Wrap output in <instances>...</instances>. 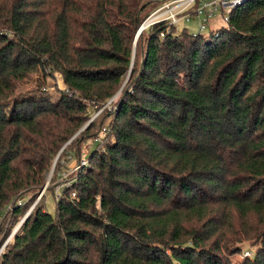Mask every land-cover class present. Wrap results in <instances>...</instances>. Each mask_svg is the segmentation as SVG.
<instances>
[{"label": "trees", "instance_id": "1", "mask_svg": "<svg viewBox=\"0 0 264 264\" xmlns=\"http://www.w3.org/2000/svg\"><path fill=\"white\" fill-rule=\"evenodd\" d=\"M165 1L0 2V264H227L241 235L264 264V0L209 34L137 37ZM37 72L71 93L25 92ZM80 135L97 147L51 213Z\"/></svg>", "mask_w": 264, "mask_h": 264}, {"label": "rangeland", "instance_id": "2", "mask_svg": "<svg viewBox=\"0 0 264 264\" xmlns=\"http://www.w3.org/2000/svg\"><path fill=\"white\" fill-rule=\"evenodd\" d=\"M3 1H8V0H0V2H3ZM221 17H222L221 13H219V14L217 13V16L212 21L211 27L212 26L213 27H215V26L221 27L222 25H224L225 23L223 22ZM217 27H215V28H217ZM184 28H187V30L189 32H191V33L198 34L200 32L198 19H194V20H191L189 22H180L179 25H178V29L180 31H182ZM210 32H211V28H207L203 33L209 34ZM39 78H41L42 81L46 82V86L48 88H51L52 92L54 94H57V92H58L57 88L60 91L61 90L64 91V89L67 88V86L63 83L62 75L60 73L56 72L54 74V76L51 77V76H46V75L44 76L41 72H37V73L33 74L32 77L29 80L25 81V83L22 85V89L25 92L34 90L36 88L37 84H38V79ZM127 79H126V81H127ZM119 92L116 94V96L119 94ZM115 97H113L108 102L109 105H110L111 101ZM110 109H112V108H110ZM94 114H93V116H92V118H91V120L89 122H91L96 117L97 113L95 115ZM105 114L107 115V112ZM111 121H112L111 117L107 118L106 121L104 122L105 123L104 125L106 127H108V125L111 123ZM97 126H96V128L94 130L91 131V134H93L94 132H98L99 131ZM79 132L76 135H78ZM81 136L83 138L84 135H80L78 140H76L75 144L73 145V148L70 149L71 153L67 154V158H65L63 160V163H62V166H61V171L59 172L60 174L57 173V177L54 178L53 181L50 182L51 179L47 181V184L50 187V189L46 190L45 197L43 198L42 201L46 202V208L51 213L55 214V211H56V200L58 198V195L62 193L63 187L67 186L70 182H72L74 179L77 178V173L79 171H81V169L83 168L84 165H88L87 156L91 153V151H93L97 147L98 141H96L95 139L88 140L84 144L83 143L81 144L80 141H79L81 139ZM111 140H109V142ZM78 148H80V150L82 149V151L79 152L82 155L80 157H78V158L75 157V156L71 157L74 154H78V152H77ZM63 174H65V175H63ZM58 187H61L62 190L59 191ZM40 197L41 196H39L36 199L35 203L31 206V208L28 210V212L34 207V205L37 203V201L40 199ZM55 198H56V200H55ZM23 201L24 200H22L21 202H23ZM218 220H221V218H219ZM0 221H1V218H0ZM18 227H19V225H16L13 230L15 231ZM244 229L245 228L243 226H241L238 230H239V232H244ZM14 231H13V233H14ZM11 236H12V234L9 236V238L7 239L5 244L9 241ZM240 237H242V242L239 243L237 246L242 248V251H238L237 246H235V244H236L235 243L234 245H231V247L229 248L228 251H226V253H224V252L221 253V255L224 257V260L227 259L226 260L227 264H247L246 263L247 260H248L247 258H253L255 252L258 249H260V247H261L260 241L258 239H252V237H249L248 239H245L244 238L245 236H242V235Z\"/></svg>", "mask_w": 264, "mask_h": 264}, {"label": "built area", "instance_id": "3", "mask_svg": "<svg viewBox=\"0 0 264 264\" xmlns=\"http://www.w3.org/2000/svg\"><path fill=\"white\" fill-rule=\"evenodd\" d=\"M244 2L245 0H167L148 16L141 28L145 29L163 21L168 22L169 25H179L180 22L198 19L200 32H204L207 28H211V23L217 13H221L223 22L227 23L231 12ZM64 91L70 92L68 88ZM108 105V103L104 105L97 115ZM109 130V128H104V132ZM98 140H101V137ZM58 189L62 190L61 187Z\"/></svg>", "mask_w": 264, "mask_h": 264}, {"label": "water", "instance_id": "4", "mask_svg": "<svg viewBox=\"0 0 264 264\" xmlns=\"http://www.w3.org/2000/svg\"><path fill=\"white\" fill-rule=\"evenodd\" d=\"M141 31H142V28H140V30H139V32H138V34H137V37L139 36V34L141 33ZM136 39H137V38H136ZM65 147H66V145L62 148V150L60 151V153L63 151V149H64ZM60 153H59V154H60ZM53 171H54V166H53V168H52V171H51V174H50L48 180H50ZM47 186H48V184H46L45 189H46ZM43 193H44V190L41 192V195H42ZM30 211H31V210H30ZM30 211H29V212H30ZM29 212L25 215V217L23 218L22 221H24V219H26V217L28 216ZM22 221H21V223H22ZM19 226H20V224H19Z\"/></svg>", "mask_w": 264, "mask_h": 264}, {"label": "crops", "instance_id": "5", "mask_svg": "<svg viewBox=\"0 0 264 264\" xmlns=\"http://www.w3.org/2000/svg\"><path fill=\"white\" fill-rule=\"evenodd\" d=\"M211 24H212V23H211ZM215 27H217V26H215ZM215 27L212 26L211 28H215Z\"/></svg>", "mask_w": 264, "mask_h": 264}]
</instances>
